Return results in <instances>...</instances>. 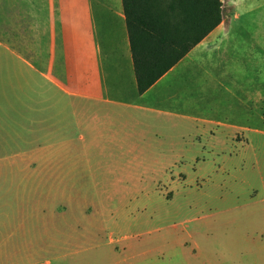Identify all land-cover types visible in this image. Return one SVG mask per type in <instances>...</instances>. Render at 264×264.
Returning a JSON list of instances; mask_svg holds the SVG:
<instances>
[{
  "label": "crops",
  "instance_id": "1",
  "mask_svg": "<svg viewBox=\"0 0 264 264\" xmlns=\"http://www.w3.org/2000/svg\"><path fill=\"white\" fill-rule=\"evenodd\" d=\"M215 30L139 94L122 0H0V203L39 205L13 227L36 235L50 214L56 230L82 236L91 220L105 231L141 221L133 258L125 243L119 262L168 264L163 232L177 227L150 228L153 201H175L184 140L197 148L206 137L216 158L196 161L201 170L239 155L242 179L219 200L255 209L228 224L264 264V37ZM248 187L256 194L244 200ZM220 213L200 212L181 232ZM113 234L109 246L123 241ZM41 247L2 264H43Z\"/></svg>",
  "mask_w": 264,
  "mask_h": 264
},
{
  "label": "rangeland",
  "instance_id": "2",
  "mask_svg": "<svg viewBox=\"0 0 264 264\" xmlns=\"http://www.w3.org/2000/svg\"><path fill=\"white\" fill-rule=\"evenodd\" d=\"M167 1H171L173 5V16H178L177 0ZM221 2L223 21L213 34L264 37V0H221ZM194 141H199V139L185 138V150L179 152L184 162L180 166V171L184 175H181L180 178L184 179L185 177V180L178 188H172L170 194L167 195L170 198L174 192L175 201L170 205L153 201L152 210L160 214V218H156L150 228L157 226L170 228L174 225L177 227L163 232L164 239L168 243L167 263L258 264L257 253L242 250L241 237L232 234V229L228 224L230 219H242L247 212H252L255 209L251 207L232 211L231 209L237 203L219 200L229 192L231 182H240L242 179L240 167L235 161V159L238 160L239 155L235 151L234 154L229 151L225 152L224 155H219L218 161L221 162L225 158L229 160V163L223 161L218 164V169L201 170L196 161L216 158V156L210 153L208 147L210 140H207L206 137L200 140L202 147H190V143ZM232 159L233 163H231ZM175 177L178 176L175 175ZM248 188L243 192L241 189L239 190L240 197L244 200L256 194L255 188ZM159 189L161 190L162 187ZM38 209V204L26 203L20 204L18 207L17 204L0 203V264L6 259L21 258L22 248L30 245L33 241L42 246L37 258L43 264L47 261L49 264H126L120 263L118 256L122 253L121 247L125 243L130 248L128 258H133V233L143 229L141 221L134 226L133 223L126 226H111V229L105 231L101 223L97 224L95 220H91L90 227H86L82 231V236L78 233L71 235L70 232L56 230L54 221L51 219L53 217L50 214L46 216L47 218L41 219V222L39 221L36 235L33 233V229L17 231L13 227L18 222L25 221L27 223L28 218L26 221L24 214L27 217L36 215L39 213ZM216 209L221 211L220 216L212 220L207 219L204 223H187L186 227L191 235L181 232L184 220L192 219L200 212L208 214ZM110 231L114 233L112 236L115 240L123 236V241H116L117 244L111 246L107 245L110 240ZM160 242V240H154L152 244L155 246ZM157 256L161 258L160 254L154 253L152 259ZM128 264L153 263L147 261L146 258H139Z\"/></svg>",
  "mask_w": 264,
  "mask_h": 264
},
{
  "label": "trees",
  "instance_id": "3",
  "mask_svg": "<svg viewBox=\"0 0 264 264\" xmlns=\"http://www.w3.org/2000/svg\"><path fill=\"white\" fill-rule=\"evenodd\" d=\"M137 92L143 94L223 21L221 0H122Z\"/></svg>",
  "mask_w": 264,
  "mask_h": 264
}]
</instances>
